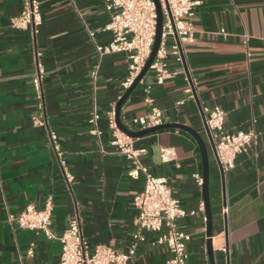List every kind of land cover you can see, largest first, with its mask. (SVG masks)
Here are the masks:
<instances>
[{
  "label": "crops",
  "instance_id": "crops-1",
  "mask_svg": "<svg viewBox=\"0 0 264 264\" xmlns=\"http://www.w3.org/2000/svg\"><path fill=\"white\" fill-rule=\"evenodd\" d=\"M197 1L193 36L182 44L180 62L169 37L170 77L156 85L149 70L123 104L121 121L141 131L132 120L154 108L164 124L195 131L209 160L214 263L264 264V0ZM38 2L34 26L19 22L24 0H0V264H60L58 239L74 219L90 253L104 246L126 255L135 247L127 264H166L170 253L155 243L157 234L141 231L143 242L133 238L139 231L133 199L145 182L142 172L129 177L136 165L165 178L186 213L177 229L190 236L187 263L209 264L194 138L170 129L131 139L133 151H145L136 161L111 144L108 114L126 91L128 62L124 54L96 52L112 41L105 1ZM214 108L224 113L225 132L256 136L224 176L204 128ZM161 149L174 150L175 158L162 163ZM47 204L54 239L16 224L27 207L41 211Z\"/></svg>",
  "mask_w": 264,
  "mask_h": 264
},
{
  "label": "built area",
  "instance_id": "built-area-1",
  "mask_svg": "<svg viewBox=\"0 0 264 264\" xmlns=\"http://www.w3.org/2000/svg\"><path fill=\"white\" fill-rule=\"evenodd\" d=\"M106 10L110 12V21L105 30L112 34V41L106 47L96 46V52L100 56L112 54H124L128 62V74L122 88L127 90L141 72L148 60L156 33V8L153 0H104ZM162 11V34L160 46L156 57L150 66L154 72L155 84L162 85L170 77L167 71L166 40L175 38L171 46V54L180 62L181 46L193 36L194 10L198 6L197 0H157ZM40 21L38 0H24V11L19 22L22 25L34 26ZM220 34L226 36L225 32ZM91 38L92 34L89 35ZM151 101L147 100V103ZM97 117L93 116L90 123L94 125L92 134L97 135ZM108 124L115 130L112 145L116 146L130 160L136 158L145 151H133L131 139L120 133L114 122V113L108 114ZM162 112L151 109L150 112L140 118L132 120V125L145 130L147 128L163 125ZM224 113L219 108H214L205 118V125L214 144V160L223 173L234 167L235 159L242 155L254 142L256 136L253 132H237L229 134L223 130ZM55 138L51 136L53 141ZM58 151L57 147L54 148ZM58 156L60 154L58 153ZM159 158L162 163L171 162L175 158L172 149H161ZM63 166L64 162L59 161ZM136 163V162H135ZM142 172L145 178L143 190L133 199V206L138 212L139 231L133 237L134 241L143 242L141 231L157 234V245L166 246L170 258L166 264H188L186 244L190 236L178 231L177 221L186 217V213L180 208L179 202L171 196L165 178L154 177L145 168L136 167L129 172V177L136 178ZM199 185L201 179L197 178ZM51 205L37 211L27 207L17 218L16 224L25 230L41 231L48 239H54L49 231L51 218ZM226 211H223L225 214ZM194 213H191L193 215ZM165 229V231H163ZM62 245L60 264H127L134 255L135 247L128 254H120L111 248L97 246L89 252L87 244L80 234L79 223L72 220L67 229L58 239ZM33 251H28L32 256Z\"/></svg>",
  "mask_w": 264,
  "mask_h": 264
},
{
  "label": "water",
  "instance_id": "water-1",
  "mask_svg": "<svg viewBox=\"0 0 264 264\" xmlns=\"http://www.w3.org/2000/svg\"><path fill=\"white\" fill-rule=\"evenodd\" d=\"M156 8V33H155V40L153 44V48L151 51V54L146 61L145 65L143 66L141 72L137 76V78L134 80L132 85L125 91L124 95L120 98V100L117 102L115 109H114V122L116 129L128 137L129 139H139L145 136H148L150 134L163 131V130H170V129H177L182 130L190 134L194 140L196 141L198 148L200 150L201 160H202V198H203V206H204V212L206 216V252L208 256V263L209 264H215L214 263V255L212 251V244H211V237H212V214H211V207L209 203V196H208V179H209V160H208V154L206 147L201 140V138L196 134L195 131L191 130L190 128L184 127L182 125L178 124H163L157 127L147 128L145 130L136 131L133 132L129 130L121 121V108L123 104L126 102L128 97L131 95V93L136 89V87L139 85V83L142 81V79L146 76V74L149 72L150 66L152 62L154 61L157 51L160 46L161 41V34H162V11L160 4L157 0H153ZM204 128L206 130V134L208 135V138H210L211 142V148L214 153V144L210 137L209 131L205 125V119H204ZM219 168V167H218ZM220 173L222 176H224V173L219 168Z\"/></svg>",
  "mask_w": 264,
  "mask_h": 264
}]
</instances>
